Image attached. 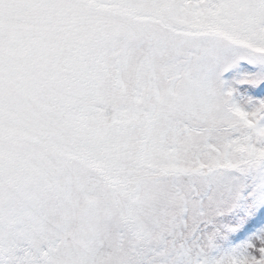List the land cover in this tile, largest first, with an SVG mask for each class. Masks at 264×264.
<instances>
[{"label": "snow or ice", "instance_id": "obj_1", "mask_svg": "<svg viewBox=\"0 0 264 264\" xmlns=\"http://www.w3.org/2000/svg\"><path fill=\"white\" fill-rule=\"evenodd\" d=\"M0 264H264V0H0Z\"/></svg>", "mask_w": 264, "mask_h": 264}]
</instances>
